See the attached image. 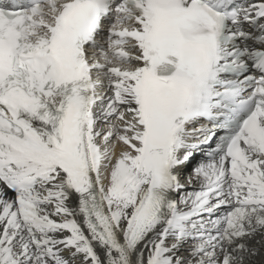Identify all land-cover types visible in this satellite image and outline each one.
Instances as JSON below:
<instances>
[{
    "label": "snow or ice",
    "instance_id": "snow-or-ice-1",
    "mask_svg": "<svg viewBox=\"0 0 264 264\" xmlns=\"http://www.w3.org/2000/svg\"><path fill=\"white\" fill-rule=\"evenodd\" d=\"M0 264H264V0H0Z\"/></svg>",
    "mask_w": 264,
    "mask_h": 264
},
{
    "label": "bare ground",
    "instance_id": "bare-ground-1",
    "mask_svg": "<svg viewBox=\"0 0 264 264\" xmlns=\"http://www.w3.org/2000/svg\"><path fill=\"white\" fill-rule=\"evenodd\" d=\"M106 23V25H107V22H105ZM106 32H102V33H100V35L97 37V39H99L100 38V40L99 41H101V42H103V40L106 38ZM116 151H117V154L119 153V151H120V149L119 148H117L116 149Z\"/></svg>",
    "mask_w": 264,
    "mask_h": 264
},
{
    "label": "rangeland",
    "instance_id": "rangeland-1",
    "mask_svg": "<svg viewBox=\"0 0 264 264\" xmlns=\"http://www.w3.org/2000/svg\"><path fill=\"white\" fill-rule=\"evenodd\" d=\"M104 32H105V31H104ZM101 127L104 129L105 132L108 130L107 125H103V124H102Z\"/></svg>",
    "mask_w": 264,
    "mask_h": 264
}]
</instances>
